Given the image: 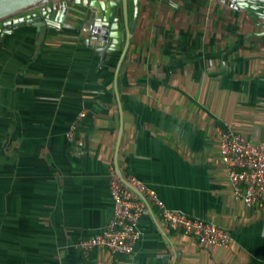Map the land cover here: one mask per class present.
Masks as SVG:
<instances>
[{
    "label": "crops",
    "instance_id": "crops-1",
    "mask_svg": "<svg viewBox=\"0 0 264 264\" xmlns=\"http://www.w3.org/2000/svg\"><path fill=\"white\" fill-rule=\"evenodd\" d=\"M7 22L0 264H264V203L249 206L232 193L218 132L264 140V21L224 0H140L119 98L121 51L89 43L75 8L41 46L37 21ZM110 165L169 208L224 227L230 243L203 245L175 232L152 206L132 254L97 248L85 256L80 240L113 216Z\"/></svg>",
    "mask_w": 264,
    "mask_h": 264
},
{
    "label": "built area",
    "instance_id": "built-area-1",
    "mask_svg": "<svg viewBox=\"0 0 264 264\" xmlns=\"http://www.w3.org/2000/svg\"><path fill=\"white\" fill-rule=\"evenodd\" d=\"M85 115L86 110H81L71 123L67 131L70 140L74 138L78 124ZM218 132L220 155L228 171L232 193L249 206L263 204L264 140L252 142L223 127H219ZM108 177L113 216L101 231L80 240L79 248L85 256L97 248L113 253L132 254L142 237L139 220L152 206L156 208L157 215L175 232L192 236L203 245L225 247L230 243L231 236L224 227L169 208L155 190L134 174H120L114 165H110Z\"/></svg>",
    "mask_w": 264,
    "mask_h": 264
},
{
    "label": "water",
    "instance_id": "water-1",
    "mask_svg": "<svg viewBox=\"0 0 264 264\" xmlns=\"http://www.w3.org/2000/svg\"><path fill=\"white\" fill-rule=\"evenodd\" d=\"M224 1L235 8L247 9L264 21V0ZM71 8H75L86 19L90 32L87 38L89 43L97 45L101 50L121 51L115 73V90L119 98L118 73L139 20L140 0H0V23L6 20L11 24L37 21L38 45L41 46L50 27H63ZM260 24L264 26V22ZM0 31L3 34L9 30L5 27ZM123 33L126 38L121 48ZM139 195L145 198L143 194Z\"/></svg>",
    "mask_w": 264,
    "mask_h": 264
}]
</instances>
